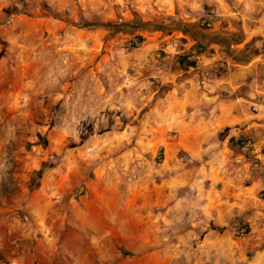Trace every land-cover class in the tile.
Instances as JSON below:
<instances>
[{
	"label": "rangeland",
	"instance_id": "1",
	"mask_svg": "<svg viewBox=\"0 0 264 264\" xmlns=\"http://www.w3.org/2000/svg\"><path fill=\"white\" fill-rule=\"evenodd\" d=\"M243 14L236 0H0V264H233L209 249L187 188L157 201L204 161L155 107L232 68L210 34L231 33L241 59L264 53V36L244 43L256 22ZM168 17L200 31L81 27Z\"/></svg>",
	"mask_w": 264,
	"mask_h": 264
},
{
	"label": "crops",
	"instance_id": "2",
	"mask_svg": "<svg viewBox=\"0 0 264 264\" xmlns=\"http://www.w3.org/2000/svg\"><path fill=\"white\" fill-rule=\"evenodd\" d=\"M236 1L256 22L244 24V43L264 36V0ZM228 64L232 68L210 87L201 89L193 76L180 95L168 93L156 104L158 125L179 127L180 147L204 162L196 171L181 168L155 192H164L157 201L167 204L187 188L204 228L211 224L204 238L214 254L233 264H264V53ZM209 68V62L191 66L202 76ZM186 199L181 196V204Z\"/></svg>",
	"mask_w": 264,
	"mask_h": 264
},
{
	"label": "trees",
	"instance_id": "3",
	"mask_svg": "<svg viewBox=\"0 0 264 264\" xmlns=\"http://www.w3.org/2000/svg\"><path fill=\"white\" fill-rule=\"evenodd\" d=\"M81 27L88 28V29H109L114 30L115 32H120L123 30H127L128 28L132 29L133 31L138 30H153V31H159L166 34H171L174 31H180L182 33L188 34L192 33L196 30L200 31V27L196 23H187L180 20H176L174 18L168 17L162 19L160 22L157 23H149L144 22L141 19L138 18V20L135 19L134 22H120V23H112V22H85L81 25ZM197 34V33H195ZM211 41L210 43L221 45L224 48H227L229 52L233 55V60L236 62H246L248 60L241 59L244 54H246V51H231V46L234 44L232 39H230L231 33H213L210 34ZM138 39L140 41H143L144 38L141 35H138ZM240 42H243V40H240ZM208 44H206L201 38H198V42L195 45V48L197 49L198 53H203L206 50ZM181 62L184 67H190V66H196V61H189L185 63L184 57H181ZM250 60V59H249Z\"/></svg>",
	"mask_w": 264,
	"mask_h": 264
},
{
	"label": "built area",
	"instance_id": "4",
	"mask_svg": "<svg viewBox=\"0 0 264 264\" xmlns=\"http://www.w3.org/2000/svg\"><path fill=\"white\" fill-rule=\"evenodd\" d=\"M258 166V165H257Z\"/></svg>",
	"mask_w": 264,
	"mask_h": 264
}]
</instances>
